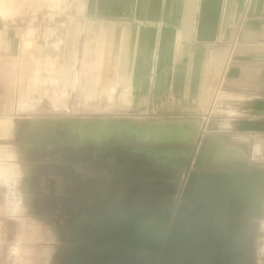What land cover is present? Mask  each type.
<instances>
[{
  "label": "crops",
  "instance_id": "0c3cea01",
  "mask_svg": "<svg viewBox=\"0 0 264 264\" xmlns=\"http://www.w3.org/2000/svg\"><path fill=\"white\" fill-rule=\"evenodd\" d=\"M84 11L79 77L65 78L81 101L191 117L212 149L264 167V0H84ZM0 28L15 51L19 32Z\"/></svg>",
  "mask_w": 264,
  "mask_h": 264
},
{
  "label": "water",
  "instance_id": "95a60500",
  "mask_svg": "<svg viewBox=\"0 0 264 264\" xmlns=\"http://www.w3.org/2000/svg\"><path fill=\"white\" fill-rule=\"evenodd\" d=\"M196 121L194 134L183 138L173 132L169 121L146 123L96 118L82 123L56 118L35 122L34 126L51 128L55 137L73 150L109 144L134 146L154 163L169 164L173 173H187L191 164L197 170L189 179L192 190L184 198L185 204L172 207L174 221L145 217L134 219L132 226L118 230H100L94 226L81 229L77 235L88 238L74 240L81 245L67 256L65 264L241 262L247 249V236L241 232V225L257 216L261 204L264 208V167L250 165L246 157L240 162L215 161L209 145L216 139L205 137L200 142L202 124ZM39 136L42 137L40 133ZM222 165L229 167L228 172H198ZM172 185L168 183L169 189ZM147 192L150 194H143L146 200L156 194L155 188ZM98 234L117 238L97 246L94 236Z\"/></svg>",
  "mask_w": 264,
  "mask_h": 264
},
{
  "label": "rangeland",
  "instance_id": "374dc122",
  "mask_svg": "<svg viewBox=\"0 0 264 264\" xmlns=\"http://www.w3.org/2000/svg\"><path fill=\"white\" fill-rule=\"evenodd\" d=\"M13 2L22 5L19 15L12 19L0 17L1 24L13 27L12 34L19 32V37L11 36L16 42L12 52L9 51L10 37L0 35V264H7L8 247L19 235L20 221L15 217L21 202L28 220L43 230L51 229L50 223L38 219L31 209L33 192L29 182L33 172L23 147L29 151L31 148L27 147L26 140L39 133L44 142L52 145L60 144L61 140L51 128L34 126L36 121L56 118H71L82 123L96 118L146 123L191 120V117H168L160 113L141 114V110L121 104L114 95L110 102L107 97L81 101L70 86L67 87L65 78L66 74L73 79L79 77L83 44L79 23L86 18L84 0ZM7 6L0 0V11ZM28 41L32 45L25 47ZM28 99L35 104L30 105L25 101ZM203 138L200 136V142ZM214 146L215 142L209 146V153L214 160H223L217 157L220 149H212ZM222 150L228 154L232 151V158L242 155L239 159L242 160L246 157L231 146ZM262 216L254 238L253 264H264V212Z\"/></svg>",
  "mask_w": 264,
  "mask_h": 264
},
{
  "label": "flooded vegetation",
  "instance_id": "af4514ba",
  "mask_svg": "<svg viewBox=\"0 0 264 264\" xmlns=\"http://www.w3.org/2000/svg\"><path fill=\"white\" fill-rule=\"evenodd\" d=\"M26 145L31 149L23 147V151L33 172L29 182L33 192L31 209L38 219L50 223L58 239L52 264H65L67 256L81 245L74 240L88 238L77 235L81 229L94 226L118 230L145 217L174 221L172 207L185 204L183 200L192 190L189 179L197 172L191 164L187 173H173L169 164L154 163L134 146L109 144L73 150L61 143H46L40 136L26 140ZM228 170L222 165L198 172ZM169 182L173 183L170 189ZM151 188L156 194L146 200L143 194H150L147 190ZM263 212L261 204L257 216L241 225L247 249L239 264H253L254 238ZM116 238L107 234L94 236L97 246Z\"/></svg>",
  "mask_w": 264,
  "mask_h": 264
},
{
  "label": "clouds",
  "instance_id": "9594fccd",
  "mask_svg": "<svg viewBox=\"0 0 264 264\" xmlns=\"http://www.w3.org/2000/svg\"><path fill=\"white\" fill-rule=\"evenodd\" d=\"M15 218L20 221V232L8 247L7 264H51L54 241L50 233L26 218L22 202Z\"/></svg>",
  "mask_w": 264,
  "mask_h": 264
},
{
  "label": "bare ground",
  "instance_id": "6f19581e",
  "mask_svg": "<svg viewBox=\"0 0 264 264\" xmlns=\"http://www.w3.org/2000/svg\"><path fill=\"white\" fill-rule=\"evenodd\" d=\"M4 4L9 5L0 11V17L4 19L15 18L21 12L22 5L19 3H14L13 0H4ZM13 4H17V5H13ZM23 106L25 107V104ZM169 122L176 123L171 126V129H173V132H175L176 135L180 136L181 138L192 136L194 134V130L196 129L198 123V121L195 120H180V121H169ZM190 122H195V124H191ZM218 157L221 159H228V160L232 158L230 154H228L227 152H225V150L222 149L218 151ZM11 207L12 206L10 205V208Z\"/></svg>",
  "mask_w": 264,
  "mask_h": 264
}]
</instances>
